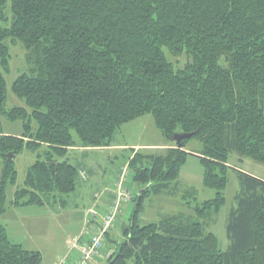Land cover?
Wrapping results in <instances>:
<instances>
[{
  "label": "trees",
  "instance_id": "obj_1",
  "mask_svg": "<svg viewBox=\"0 0 264 264\" xmlns=\"http://www.w3.org/2000/svg\"><path fill=\"white\" fill-rule=\"evenodd\" d=\"M6 4L0 0V116L21 120L23 131L0 133V264L42 261L1 223L14 157L37 152L11 204L53 203L85 179L69 148L110 147L122 124L143 115L171 144L161 153L130 149L127 174L142 191L132 194L130 226L106 264H264V180L229 163L231 154L264 163V0H9V19ZM7 41L26 51V70L10 86L25 107H4ZM164 50L186 55L183 66ZM176 133L192 136L177 147ZM192 138L201 144L194 156L202 183L215 190L195 206L194 190L176 182ZM229 170L238 189L221 250L207 222L225 204ZM162 194L179 196L186 210L142 223L145 198Z\"/></svg>",
  "mask_w": 264,
  "mask_h": 264
},
{
  "label": "rangeland",
  "instance_id": "obj_2",
  "mask_svg": "<svg viewBox=\"0 0 264 264\" xmlns=\"http://www.w3.org/2000/svg\"><path fill=\"white\" fill-rule=\"evenodd\" d=\"M6 7L5 14L9 19V0H7ZM6 43L9 47L11 59L9 71L4 73L7 90L4 107L5 109L14 106L25 107L24 101L12 94L10 86L15 77L26 70V51L16 41H7ZM164 52L168 60L179 67H182L187 59L186 55L172 56L167 51L164 50ZM31 125L36 126L33 120ZM22 131L21 120L9 121L0 116V133L19 135ZM73 136L75 137L74 133ZM170 144L171 142L163 137L156 128L152 116L143 115L122 124L114 133L112 146L106 147L107 149L85 151L74 149L69 151L67 158L70 163L77 168L83 167L86 170L97 171L98 175L89 176L86 180L78 176L75 191L68 195L56 196L53 202L54 205L51 207L41 208L39 205H28V209L21 210L19 214V217L22 218L21 223L17 221L14 227L12 225L7 226L11 238L17 239L19 242L22 241L23 245L27 243L28 247L41 249L43 254L42 264H63L66 256L72 251L70 247L72 240L78 235L91 233V230L86 226L88 218L85 214L87 209L97 205L94 200L95 195L98 194L100 198L104 193L113 192L114 194L116 187L114 179L117 178L118 173L120 174L121 168L127 166L126 157L129 152L131 153L130 149L134 148L135 151L141 153H161ZM41 149L39 151H42ZM184 150L189 155L180 168L176 182H178L180 187L178 190L180 191L184 189L194 190L195 194L190 198V201L191 205L195 206L206 199L213 198L215 190L205 187L202 183L203 167L199 159L194 156L198 155L197 153L201 150L200 142L192 138L187 141ZM36 153L23 151L14 157L17 174L16 182L14 185H8L6 189V206L7 210H10L9 214L13 213L14 207H18L11 204L13 195L16 189L23 187L26 169L36 159ZM229 163L238 170L264 180V163L257 162L249 157L239 159L235 154L230 155ZM2 165V156H0V173ZM123 185H125L126 191L129 190L132 194L142 190H139L138 185L133 182L130 171L126 175ZM237 189L238 181L235 172L229 170L228 183L223 191L225 204L207 222L208 229L216 236L221 250H224L228 244L225 234L226 217L233 205V196ZM100 193L101 195H99ZM110 199H113V196ZM135 207L136 203L134 201H130L127 205H121L110 235L113 242H104L107 247L109 245L115 247L116 243L123 240V232L130 226V217ZM180 210H186V208L177 195L151 196L145 198L144 208L139 218L142 223H145L155 221L161 215L176 213ZM100 264H106V260H102Z\"/></svg>",
  "mask_w": 264,
  "mask_h": 264
},
{
  "label": "built area",
  "instance_id": "obj_3",
  "mask_svg": "<svg viewBox=\"0 0 264 264\" xmlns=\"http://www.w3.org/2000/svg\"><path fill=\"white\" fill-rule=\"evenodd\" d=\"M127 171V166H125V168L122 167L121 172L117 177V182L115 183L116 187L113 199L103 210V213H100L95 207L87 209L85 216L88 220L99 217L100 224L87 240L81 241L80 238H74L72 240L70 247L76 253V259L72 264H90L93 258L98 255L102 249L105 235L107 231L113 227L115 216L120 212L121 204H126L131 201L132 193L129 190L126 191L125 185H123L125 183Z\"/></svg>",
  "mask_w": 264,
  "mask_h": 264
},
{
  "label": "crops",
  "instance_id": "obj_4",
  "mask_svg": "<svg viewBox=\"0 0 264 264\" xmlns=\"http://www.w3.org/2000/svg\"><path fill=\"white\" fill-rule=\"evenodd\" d=\"M74 149H81V150L85 151V150H97V149H107V148L71 147V148L68 149L67 154H68L69 151L74 150ZM79 170L84 171L86 173L85 174V180L87 178H89V176L91 177V176H94V175H98L97 174V171H93L91 169H87L86 170L83 167H80ZM99 195H101V193ZM111 195H112V193H110V192L108 194L107 193H104L100 198L98 197V194L95 195L94 200L97 202L98 210H99L100 213H103V210L106 208V206L109 205L110 200H111L110 199ZM127 204L128 203H126V205ZM52 205H54V203H48V204H45V205H41V208L51 207ZM18 207H20V208H18ZM18 207H14L13 208V210H12L13 213L12 214H9V211L10 210L9 209L8 210L6 209V211L1 216V223L5 227L9 239L11 241L15 242V243H19V244L23 245V242L22 241L19 242V241H17V239L15 240V239L11 238V234H10L8 228H7L8 225H12L14 227V225H15V223L17 221H18V223H21L22 218L19 217V214L21 213V210L28 209V206H18ZM18 211H20V212H18ZM16 213H17V215H16ZM3 219H4V221H3ZM99 224H100V218L99 217H96V218L87 220L86 226L91 230V233L78 235L76 238H80L81 241L87 240L88 237L95 232V230H96V228L98 227ZM112 228L107 232L108 234L106 235V239H105L106 242H113V240L111 239V236H110L111 235V232L113 231ZM28 246L29 245H27V243H25V245H23V247L25 249L38 250L42 254L41 249L34 248V247H31V246L28 247ZM114 248H115L114 246H110V245L107 247L105 245V243H104V245H103L102 249L100 250L99 254L96 255L93 258V260L90 262V264H100L102 262V260H107L109 254H111L113 252ZM65 259L66 260L64 261L63 264H72L74 262V260L76 259V253H75V251L72 250L66 256ZM42 263H43V254H42L41 264Z\"/></svg>",
  "mask_w": 264,
  "mask_h": 264
},
{
  "label": "water",
  "instance_id": "obj_5",
  "mask_svg": "<svg viewBox=\"0 0 264 264\" xmlns=\"http://www.w3.org/2000/svg\"><path fill=\"white\" fill-rule=\"evenodd\" d=\"M191 136H192V133H181V134L180 133H176V134L173 135L172 140L176 143L177 147H181V140L182 139H188ZM7 157L9 158L10 154H8ZM140 192H138V194H140Z\"/></svg>",
  "mask_w": 264,
  "mask_h": 264
}]
</instances>
